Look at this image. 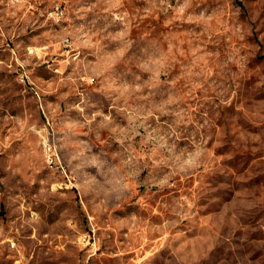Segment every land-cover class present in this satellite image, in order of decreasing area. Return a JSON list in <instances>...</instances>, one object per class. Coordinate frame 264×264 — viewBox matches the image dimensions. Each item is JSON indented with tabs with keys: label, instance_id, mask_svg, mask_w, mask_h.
Wrapping results in <instances>:
<instances>
[{
	"label": "rangeland",
	"instance_id": "obj_1",
	"mask_svg": "<svg viewBox=\"0 0 264 264\" xmlns=\"http://www.w3.org/2000/svg\"><path fill=\"white\" fill-rule=\"evenodd\" d=\"M0 264H264V0H0Z\"/></svg>",
	"mask_w": 264,
	"mask_h": 264
},
{
	"label": "built area",
	"instance_id": "obj_2",
	"mask_svg": "<svg viewBox=\"0 0 264 264\" xmlns=\"http://www.w3.org/2000/svg\"><path fill=\"white\" fill-rule=\"evenodd\" d=\"M9 4L15 6V5H20V4H25L27 2H29V0H7ZM59 13H62V11H59ZM67 41V40H66ZM21 77H23L24 80V75H21ZM47 147V155H48V166L52 169H55L57 171H59L60 173L64 174L65 176H67V170L64 166V164L61 162L58 154L56 153V151L54 150V148L51 146V144L46 143ZM11 247H14V242L10 243Z\"/></svg>",
	"mask_w": 264,
	"mask_h": 264
},
{
	"label": "bare ground",
	"instance_id": "obj_3",
	"mask_svg": "<svg viewBox=\"0 0 264 264\" xmlns=\"http://www.w3.org/2000/svg\"><path fill=\"white\" fill-rule=\"evenodd\" d=\"M46 161H47V163H48V155L46 156Z\"/></svg>",
	"mask_w": 264,
	"mask_h": 264
}]
</instances>
